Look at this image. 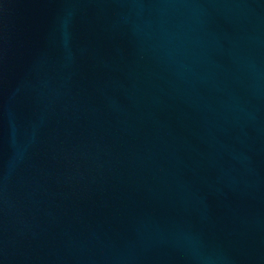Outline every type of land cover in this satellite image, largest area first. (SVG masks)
Returning <instances> with one entry per match:
<instances>
[{
  "label": "water",
  "instance_id": "1",
  "mask_svg": "<svg viewBox=\"0 0 264 264\" xmlns=\"http://www.w3.org/2000/svg\"><path fill=\"white\" fill-rule=\"evenodd\" d=\"M0 264H264V0H0Z\"/></svg>",
  "mask_w": 264,
  "mask_h": 264
}]
</instances>
